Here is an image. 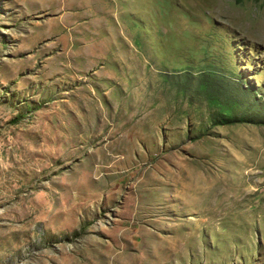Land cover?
I'll list each match as a JSON object with an SVG mask.
<instances>
[{
    "label": "rangeland",
    "instance_id": "rangeland-1",
    "mask_svg": "<svg viewBox=\"0 0 264 264\" xmlns=\"http://www.w3.org/2000/svg\"><path fill=\"white\" fill-rule=\"evenodd\" d=\"M0 264H264V0H0Z\"/></svg>",
    "mask_w": 264,
    "mask_h": 264
}]
</instances>
